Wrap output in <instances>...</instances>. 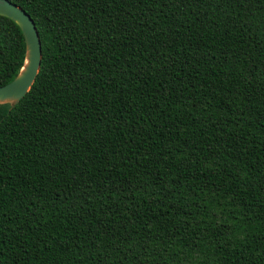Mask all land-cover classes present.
I'll list each match as a JSON object with an SVG mask.
<instances>
[{
	"label": "trees",
	"instance_id": "1",
	"mask_svg": "<svg viewBox=\"0 0 264 264\" xmlns=\"http://www.w3.org/2000/svg\"><path fill=\"white\" fill-rule=\"evenodd\" d=\"M9 1L0 264H264V0Z\"/></svg>",
	"mask_w": 264,
	"mask_h": 264
},
{
	"label": "water",
	"instance_id": "2",
	"mask_svg": "<svg viewBox=\"0 0 264 264\" xmlns=\"http://www.w3.org/2000/svg\"><path fill=\"white\" fill-rule=\"evenodd\" d=\"M0 16L14 22L25 40V59L17 76L0 86V105L14 108L30 91L40 71L42 47L35 22L21 7L9 0H0Z\"/></svg>",
	"mask_w": 264,
	"mask_h": 264
}]
</instances>
